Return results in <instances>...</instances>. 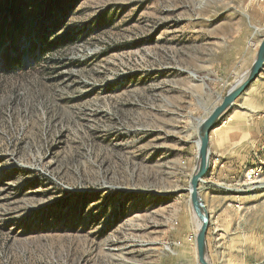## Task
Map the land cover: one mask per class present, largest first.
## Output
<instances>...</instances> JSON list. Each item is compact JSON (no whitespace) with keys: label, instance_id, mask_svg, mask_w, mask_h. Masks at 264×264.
Here are the masks:
<instances>
[{"label":"rangeland","instance_id":"1","mask_svg":"<svg viewBox=\"0 0 264 264\" xmlns=\"http://www.w3.org/2000/svg\"><path fill=\"white\" fill-rule=\"evenodd\" d=\"M25 1L22 68L0 71V264H198L196 128L251 66L264 0ZM210 144L208 258L264 264V70Z\"/></svg>","mask_w":264,"mask_h":264},{"label":"water","instance_id":"2","mask_svg":"<svg viewBox=\"0 0 264 264\" xmlns=\"http://www.w3.org/2000/svg\"><path fill=\"white\" fill-rule=\"evenodd\" d=\"M264 70V36L262 37L255 57L249 69L227 88L220 103L215 106L210 114L200 121L196 128L197 133V156L194 170L189 179L188 193L189 204L193 216L199 222L194 230L196 259L198 264H211L208 258L206 234L209 224V213L200 196L199 183L206 175L211 163L210 134L214 128L219 126L230 113L235 100L241 96L250 84Z\"/></svg>","mask_w":264,"mask_h":264},{"label":"trees","instance_id":"3","mask_svg":"<svg viewBox=\"0 0 264 264\" xmlns=\"http://www.w3.org/2000/svg\"><path fill=\"white\" fill-rule=\"evenodd\" d=\"M70 2L72 0H48L43 6L44 13L51 14L56 11L59 16L65 15ZM2 4L8 17H5L7 20L3 17L5 21L0 24V48H4L0 53V71L15 73L22 68V37L27 34L25 17L30 3L25 0H3ZM31 33L35 34V31Z\"/></svg>","mask_w":264,"mask_h":264},{"label":"bare ground","instance_id":"4","mask_svg":"<svg viewBox=\"0 0 264 264\" xmlns=\"http://www.w3.org/2000/svg\"><path fill=\"white\" fill-rule=\"evenodd\" d=\"M222 127V123L219 125V126H217L216 128H214L213 130H212V132H214V131H216V130H218V129H220ZM220 131V130H219ZM198 143V139H197V141H196V144ZM194 218V225H195V229L198 227V225H199V222H198V220H197V218L195 217V216H193Z\"/></svg>","mask_w":264,"mask_h":264},{"label":"built area","instance_id":"5","mask_svg":"<svg viewBox=\"0 0 264 264\" xmlns=\"http://www.w3.org/2000/svg\"><path fill=\"white\" fill-rule=\"evenodd\" d=\"M202 180V179H201Z\"/></svg>","mask_w":264,"mask_h":264}]
</instances>
